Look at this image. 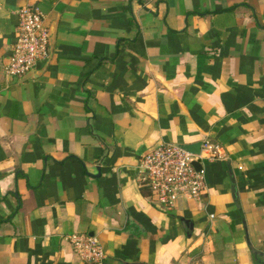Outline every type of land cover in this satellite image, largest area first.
<instances>
[{"label":"crops","instance_id":"crops-1","mask_svg":"<svg viewBox=\"0 0 264 264\" xmlns=\"http://www.w3.org/2000/svg\"><path fill=\"white\" fill-rule=\"evenodd\" d=\"M52 51L9 78L18 10ZM211 139L207 192L168 212L142 186L160 142ZM264 264V0H0V264Z\"/></svg>","mask_w":264,"mask_h":264},{"label":"built area","instance_id":"built-area-1","mask_svg":"<svg viewBox=\"0 0 264 264\" xmlns=\"http://www.w3.org/2000/svg\"><path fill=\"white\" fill-rule=\"evenodd\" d=\"M18 14L16 42L10 62L5 67L9 78L26 76L38 62L47 60L51 54L50 27L43 12L26 5L18 10ZM225 158L224 147L209 138L203 140L199 152L178 143L160 142L140 158V183L149 189L153 205L172 212L183 198L202 199L207 192L204 165ZM69 240L82 260L108 264V254L98 237L73 234Z\"/></svg>","mask_w":264,"mask_h":264},{"label":"water","instance_id":"water-1","mask_svg":"<svg viewBox=\"0 0 264 264\" xmlns=\"http://www.w3.org/2000/svg\"><path fill=\"white\" fill-rule=\"evenodd\" d=\"M50 36H51L50 46H51V51H52V43H53V37H54V31L53 30H50ZM30 73H28L26 76H28ZM200 146H201V143H197V144H188L185 147L191 151L199 152ZM195 164L197 165V167L201 168V165L198 162H196Z\"/></svg>","mask_w":264,"mask_h":264}]
</instances>
